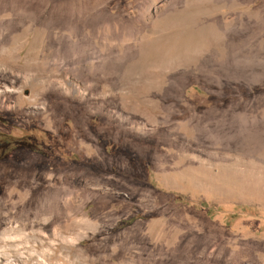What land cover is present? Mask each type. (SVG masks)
<instances>
[{"label":"rangeland","instance_id":"1","mask_svg":"<svg viewBox=\"0 0 264 264\" xmlns=\"http://www.w3.org/2000/svg\"><path fill=\"white\" fill-rule=\"evenodd\" d=\"M0 264H264V0H0Z\"/></svg>","mask_w":264,"mask_h":264},{"label":"bare ground","instance_id":"2","mask_svg":"<svg viewBox=\"0 0 264 264\" xmlns=\"http://www.w3.org/2000/svg\"><path fill=\"white\" fill-rule=\"evenodd\" d=\"M52 226V225H51Z\"/></svg>","mask_w":264,"mask_h":264}]
</instances>
